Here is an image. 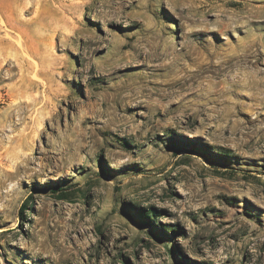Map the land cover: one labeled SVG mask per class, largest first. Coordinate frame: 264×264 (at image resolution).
Segmentation results:
<instances>
[{"label": "rangeland", "instance_id": "374dc122", "mask_svg": "<svg viewBox=\"0 0 264 264\" xmlns=\"http://www.w3.org/2000/svg\"><path fill=\"white\" fill-rule=\"evenodd\" d=\"M0 264H264V0H0Z\"/></svg>", "mask_w": 264, "mask_h": 264}, {"label": "trees", "instance_id": "16d2710c", "mask_svg": "<svg viewBox=\"0 0 264 264\" xmlns=\"http://www.w3.org/2000/svg\"><path fill=\"white\" fill-rule=\"evenodd\" d=\"M81 192L83 193V196H85V195H86L85 191H81ZM152 210H154V209H152Z\"/></svg>", "mask_w": 264, "mask_h": 264}]
</instances>
